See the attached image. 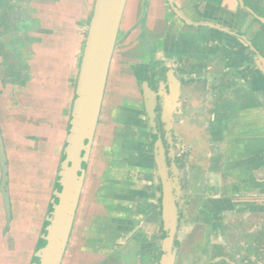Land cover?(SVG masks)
<instances>
[{
  "label": "flooded vegetation",
  "instance_id": "1",
  "mask_svg": "<svg viewBox=\"0 0 264 264\" xmlns=\"http://www.w3.org/2000/svg\"><path fill=\"white\" fill-rule=\"evenodd\" d=\"M135 1L142 14L125 28ZM24 4L10 0L5 10L13 8L16 14ZM162 6L163 17L159 15ZM4 14L1 33L9 21ZM262 19L264 0L128 1L117 46L126 50V56L132 46L145 55L143 60H124L135 83L130 87L126 75L122 92L129 88L131 92L120 103L111 101L116 90L109 94V75L98 129L102 122L100 131L106 125L111 134L101 132L106 140L96 164L99 143L95 137L85 180V186L95 180L94 199L101 198L127 216L123 227L127 230L117 240V244L123 241L118 254L129 249L127 257L134 261L141 245L143 261L161 264L172 224L173 253L179 264L186 232L192 228L195 234V228L203 226L204 233H212L217 216L235 252L223 261L264 264V139L261 129L253 137L242 119L254 106L263 107L264 76L245 77L253 66L257 68L255 61L264 57ZM10 35L0 36L5 47L11 45ZM106 100L111 102L107 106ZM106 109L111 110V119L104 118ZM2 134L4 138L3 130ZM103 163L108 167L99 175ZM111 166L131 171L130 177L110 182L106 172ZM250 182L260 188L259 195L246 190ZM167 189L172 191L176 209V221L169 225L164 219ZM219 199L226 205L216 203ZM251 203H255L252 209ZM211 206L217 209L212 211ZM217 259L222 258L213 260Z\"/></svg>",
  "mask_w": 264,
  "mask_h": 264
},
{
  "label": "crops",
  "instance_id": "2",
  "mask_svg": "<svg viewBox=\"0 0 264 264\" xmlns=\"http://www.w3.org/2000/svg\"><path fill=\"white\" fill-rule=\"evenodd\" d=\"M28 2V20L23 26V30L27 33H25V38L20 41L22 43L19 42L17 48L18 51L16 50L15 52L14 50L17 54H14V56L20 57L22 59V63L25 61V63L30 67L31 79L28 84L24 86L9 85L8 89L10 91V95L3 96L4 102L2 101V103L3 106L6 104L10 107L14 106L13 108L15 111L13 114L10 112V114L17 119L19 118L16 116L19 115L17 111L22 110L24 113L23 117L32 114L31 116L35 118H41L39 114L35 113L36 111H40L41 116L45 114L44 116L46 118H41L42 120L52 121L56 119L55 113H53V109H56L57 106L56 100L60 99L63 101L61 107L62 114L60 116L64 119L66 124V133L64 134L65 136H63L64 139L62 138L64 142L60 143L57 148L59 153L55 152L53 155L54 158L58 157L62 160L77 86L76 69L74 66L76 59L73 58L72 63L66 62V66L62 63L60 64V59H62L63 56L62 43L68 41V32L75 30L71 39H73V37L75 38L79 34L82 35L80 32L83 31V39L81 36L80 38L83 46L85 45L84 41H86L96 0H31ZM68 2H70L69 9ZM24 5L26 6V4ZM77 7L80 8V10L73 12V8L75 9ZM70 26L72 30L69 29ZM127 44L130 45L128 42ZM116 50L115 55L116 53L119 55H116V57L123 56L122 52L125 53L126 51L124 48L119 49L118 46ZM114 60L115 57L113 58V61ZM59 67H64L68 70V75L65 80H62L59 75ZM259 75H261L260 72L253 66L251 71L247 72L245 77L248 78V76H250L252 80H258V78L261 77ZM51 94L53 95L52 100H55L54 106L47 107L41 104V109L37 100H42L46 96L50 97ZM262 102V110L257 109L258 107L254 106V111L242 119L247 122V130L252 136H255L257 134V130L261 129L260 138L264 139V113H262V111L264 112V98ZM33 104L38 105L37 110L33 107L31 108ZM39 108L40 110H38ZM68 110H70L69 115L66 114ZM54 123L55 121H52V124ZM44 152H46V150ZM47 155H50L51 157V154ZM60 160L58 163L61 164ZM129 172L131 173V171ZM129 172L123 168H119L118 166H111L107 170L106 175L109 176L108 179L110 182L115 183L118 180L124 182L131 175H128ZM246 186V190H248L252 195H259L260 188L257 187L256 183L250 182V184ZM54 188H51L53 192ZM83 194L81 198H83ZM220 197L221 195L219 194L217 197H214V199H218ZM222 201L223 200L219 199L216 203H222L223 206H225L226 202ZM213 202H215V200L211 201L212 205H214ZM253 205H255V203H253ZM253 205L251 203V209L254 207ZM80 206L78 212L83 207ZM212 207L213 206H211L212 211L217 209H212ZM88 210L87 214L85 213V209L81 210L83 212L81 224H76V217L75 226L77 225V228L75 231L73 230L69 243V247L71 246L75 250L69 257L67 255L69 250L68 247L66 254V257L68 256L70 261L74 260L76 256L78 260L76 264H100L102 260L108 258L110 259L108 264H150L149 262L143 261V250L141 245L138 246L134 261L133 259H129L127 257L129 249H122L119 254L117 253V251L120 250V246H123V241L118 244L117 242L122 239L121 237H123L124 230H127V228L123 230V227L127 224V216L125 213L115 212L113 207H111L108 203L105 205L101 198H95L93 203L88 202ZM83 215H85V217H83ZM216 217L212 224V233H204L203 226L196 227L195 230L197 232L195 234L194 231L193 233L191 232L192 228L186 232L187 235L189 232L192 234L190 236L185 235V237H183L184 243L181 250L179 264H235L230 261H223L224 257L235 254V252L233 253L229 241L226 239V234L223 230L222 224L220 223L219 218ZM197 229L199 231L201 230L203 233H198ZM117 233H120L121 236H118ZM73 234V244L71 245ZM138 240L141 239L139 238ZM103 241H105V243H103ZM216 257H221L222 259H217L215 262L213 259ZM210 259H212L213 262H210Z\"/></svg>",
  "mask_w": 264,
  "mask_h": 264
},
{
  "label": "rangeland",
  "instance_id": "3",
  "mask_svg": "<svg viewBox=\"0 0 264 264\" xmlns=\"http://www.w3.org/2000/svg\"><path fill=\"white\" fill-rule=\"evenodd\" d=\"M69 5L70 2H68V9ZM12 6L14 7L13 3ZM17 7L19 6L17 5ZM21 7L23 8L24 6L20 5V8ZM79 10L80 8L77 7L75 9L73 8L72 11L76 12ZM141 14L142 12L139 9V3H136V1L133 2L127 15V26L125 28H128V26L132 27L135 22L140 18ZM159 15H161V17L164 16L163 6ZM71 26L69 27V29L72 30ZM73 32H75V30L68 32V41L62 43L63 56L62 59H60V64L62 63L66 66V62L72 63L73 58L76 59V63L74 64V66L76 69L77 82V75L79 73L80 62L84 49L83 43H81L80 38V36L82 37L83 35V31L80 32L82 35L78 33V36H76L75 38L73 37V39H71ZM149 34L150 31L146 33L147 36H149ZM15 35L22 36V34L19 33ZM140 35L141 37H146L144 33H141ZM140 35L137 34L135 36L134 41H136ZM139 49L140 47L132 46V48L127 53V56L124 52H122L123 57L121 59L120 57H116V55L119 56L117 53L114 56L117 65L113 63L108 90L110 88L109 94L112 93V90H116L115 96L113 97L114 100H111L115 104L120 103L122 101L125 93L131 92L130 88L125 89L122 92V89L126 84L123 79H126V77L129 76L130 87H134V76L131 72V74L129 73L125 62L137 59L143 60L145 54H142V49ZM14 54L16 53L11 48L8 51L7 58L0 56V65L3 66L5 73L9 72V74L14 75V73L16 71H19L23 66L22 59L18 56H14ZM24 63L25 61H23V64ZM59 72L61 79L65 80L68 75V70L64 67H59ZM127 86L128 85H126V87ZM6 92L7 93L5 95H10L9 90H6ZM52 97L53 95L51 94L50 97L46 96L42 100H37V103L40 108L41 104L47 107L54 106L55 100H52ZM2 98H0V123L4 133V141L10 167L12 219L11 222L8 223L3 201L0 195V264H32L48 215L50 201L53 193V190H51V188H54L57 179L58 169L60 167V163H58L60 159L58 157L54 158L53 155L55 152L59 153L57 148L60 143L64 142L63 136H65L64 134L66 133V124L64 122V119L60 116L62 114L61 107L63 101H61L60 99L56 100L57 106L56 109H53V113H55L56 119L53 118L54 120L52 121H55V123L52 124L51 120H42L46 118L44 116L45 114L41 116L40 111H36L35 113L39 114L42 119L35 118L31 116L32 114L23 117L24 113L22 110H16L19 113V115L16 116H18L19 118H15L13 115L10 114V112L12 114L14 113V106L10 107L7 106V104L3 106L2 101L4 100V98ZM108 102V100L105 101V106H107L106 104H108ZM38 105L33 104L31 108L33 107L37 110ZM40 108L38 110H40ZM70 110L66 112L67 115L70 114ZM112 115L113 114L110 109L109 111L108 109L105 110V119H109L110 117H112ZM100 127L102 128V122ZM100 127L96 136V144L99 143V146L97 149L98 152L96 154L95 164L100 156L102 142L106 140L105 137L103 138V134L106 132L111 134V131H108L109 127H107L106 125L103 126V132L100 131ZM101 132L103 134H101ZM45 150L48 153L44 152ZM47 154H51V157ZM42 156L44 160H42ZM94 156L95 153L93 155V158ZM27 160H30V168L29 165H27ZM93 163L94 162H92V164ZM107 167L108 164H101V168L98 172L99 175L103 174ZM95 185L96 183L95 180L93 181V179L91 180V183H89V181L87 182L84 189L83 198H81L80 201L81 206H83L81 210L85 209L86 214L87 211H89L88 202L93 203L95 200L93 198L95 194ZM81 210H79L77 215V225L82 223L81 218L83 212ZM83 217H85V215H83ZM77 225L75 226L74 231L76 230ZM73 238L74 234L72 236L71 245L73 244ZM74 250L75 249L70 246L67 255L70 257ZM68 256L65 257L64 264L77 263L78 260L76 256L72 261H70V258Z\"/></svg>",
  "mask_w": 264,
  "mask_h": 264
},
{
  "label": "water",
  "instance_id": "4",
  "mask_svg": "<svg viewBox=\"0 0 264 264\" xmlns=\"http://www.w3.org/2000/svg\"><path fill=\"white\" fill-rule=\"evenodd\" d=\"M129 0H96L80 62L76 96L58 177L34 264H63L74 230L87 169L99 126L119 32ZM264 24V19L261 20ZM255 65L264 76V57ZM0 195L8 223L12 219L10 167L0 127ZM166 224L176 221L171 189L164 197ZM163 245L161 264H175L174 226Z\"/></svg>",
  "mask_w": 264,
  "mask_h": 264
},
{
  "label": "trees",
  "instance_id": "5",
  "mask_svg": "<svg viewBox=\"0 0 264 264\" xmlns=\"http://www.w3.org/2000/svg\"><path fill=\"white\" fill-rule=\"evenodd\" d=\"M9 1L10 0H0V8L2 9L3 13H6V14H4V18H5V20H9L8 25L6 24L7 25L6 30L2 33L0 32V36L7 35V33L11 34L10 35V38H11L10 44L11 45H7L5 47V45L0 42V54L5 58H7V55H8V53L5 52V48H7V47L12 48V50L13 51L15 50V52H16V50L18 48V44L23 38L21 39V35L17 36L15 34L19 33V34H22V37L25 36V33H27V32L23 30V26H24V23L28 20L27 4L29 2L23 1L26 4V6H24L23 8L22 7L19 8L18 12L15 14V11L13 10V8L10 9V10H12V12H10V11L6 12V10H5L6 9L5 7H7V3ZM16 3H22V2H19V0H16ZM2 12L0 13V16H2ZM23 13H24V15H23ZM2 22L3 21L0 18V28H1ZM22 24H23V26H22ZM20 43H22V42H20ZM22 65H23L22 69L19 71H16L14 73V75L9 74V72L5 73V70H4L3 66L1 65V67H0V76H2V77H0V97L1 98L3 96H5L6 90H9L8 89L9 85L24 86V85H27L28 82L30 81V79H31L30 67L26 63H24V64L22 63ZM42 160H44L43 156H42ZM27 165H29V168H30V160H27ZM40 242H41V238H40V241L38 243L37 248L39 247ZM33 261H34V259H33ZM32 264H34V262H32Z\"/></svg>",
  "mask_w": 264,
  "mask_h": 264
}]
</instances>
